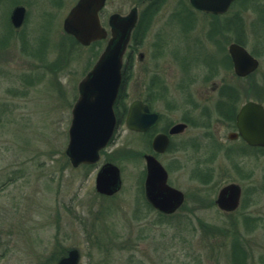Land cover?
<instances>
[{
	"label": "rangeland",
	"instance_id": "374dc122",
	"mask_svg": "<svg viewBox=\"0 0 264 264\" xmlns=\"http://www.w3.org/2000/svg\"><path fill=\"white\" fill-rule=\"evenodd\" d=\"M76 1L53 0L56 8L51 9L52 2L42 8V14L54 15L49 18L37 15L44 0H0V39L9 31L12 5L23 6L30 21L25 18L0 50V264H55L69 248L79 251L80 264H264V149L237 143L243 151L227 155L235 147L226 145L222 122L212 121L208 140L200 128L189 129L157 157L168 184L185 194L182 208L170 216L144 201L142 154L150 151L145 136L126 129L124 122L97 163L71 166L65 152L78 83L107 41L81 46L64 33L61 18ZM142 1L106 0L103 27L109 31L110 15H126ZM176 2L155 6L149 28L138 37L145 65L136 55L131 73L125 74V104L148 97L164 115L161 126L188 112L190 101L203 106V88L229 73L225 53L234 38L260 61L234 88L242 86V102L264 103V0H237L219 18L198 14L195 29L185 25L184 32L169 24L177 21L175 13L168 17ZM183 9L188 15L189 8ZM164 30L168 49L177 58L185 55L186 65L189 58L190 63L213 58L208 66L213 80L204 81L206 67L181 69L174 57L163 55ZM203 40L208 47L199 43ZM106 161L119 167L122 183L118 193L104 198L95 191L94 178ZM228 183L242 188L240 207L230 214L214 203Z\"/></svg>",
	"mask_w": 264,
	"mask_h": 264
},
{
	"label": "water",
	"instance_id": "95a60500",
	"mask_svg": "<svg viewBox=\"0 0 264 264\" xmlns=\"http://www.w3.org/2000/svg\"><path fill=\"white\" fill-rule=\"evenodd\" d=\"M235 0H192L195 7L208 13L222 14ZM105 0H78L64 18L63 28L82 46L107 38L108 33L102 27L98 13ZM23 18V8L14 9L11 19L19 25ZM136 22V13L132 10L127 16L117 13L110 15L108 24L110 36L97 60L78 83V98L71 110V122L68 129L66 155L71 166L93 164L99 159V152L111 140L116 117L113 111L115 98L121 84L122 58L131 31ZM229 54L236 75L245 77L258 68V61L246 48L235 43L229 45ZM158 115L149 110L141 100H134L128 108L125 124L128 129L145 131L154 125ZM241 136L251 145L264 147V109L260 103L247 102L237 115ZM185 125H173L169 133L183 131ZM168 144L165 134L155 135L152 149L163 152ZM145 179L144 192L149 204L163 214L175 212L183 203L181 190L167 183V171L151 154L144 155ZM95 190L102 195H113L121 188L119 167L112 162H104L95 175ZM241 187L237 183L222 186L216 195L215 204L223 211L231 212L239 206ZM76 251L59 264H75Z\"/></svg>",
	"mask_w": 264,
	"mask_h": 264
},
{
	"label": "flooded vegetation",
	"instance_id": "af4514ba",
	"mask_svg": "<svg viewBox=\"0 0 264 264\" xmlns=\"http://www.w3.org/2000/svg\"><path fill=\"white\" fill-rule=\"evenodd\" d=\"M236 1H233L231 3V5L234 4V2H236ZM36 2H38V0H36ZM51 2L53 4L51 6L52 7L51 9L57 7L53 3V0H44V5L41 7V9L39 10L37 15L40 16V17L52 18L53 14H50V12L48 10L47 11L49 13L42 14V10H45V9H42V8L44 6H46V5H49ZM105 2H106V0H105ZM165 3H166V0H143L141 2V4H142L141 7L135 5V7H133L129 11V13L132 10L135 11V13H136V22H135V25H134V27H133V29L131 31L130 39H129L128 43H127V46H126V49H125V52H124V55H123V59H122L123 60V69L128 68V75H129V73H131L132 67H134V63H135L134 61H135V56L136 55L138 56V58H139L138 60L140 61V63L143 66L145 65V64H143V61H145L144 60L145 57L143 56V55H145L144 52H142V51L137 52V49H138L137 45L140 44V42H141V41L138 40V37L140 36V34L143 35L144 33H146L147 29L149 28L148 23H149L151 17L153 16V14L156 11V7L155 6L161 8V6L164 5ZM74 5H72L71 7H73ZM104 6H105V3H104ZM104 6L100 9V11L98 13V17H99V20H100L101 24H102V21H101L100 13L103 10ZM17 7H22L23 8V18H22V20H21L19 25H15L13 23L12 19H11V16H12V13H13L14 9H16ZM71 7H70V9H71ZM184 7L189 8L188 15L183 13V11H184L183 8ZM48 9L50 10V8H48ZM173 9L174 10L170 9L168 11V17H170L172 13H175V18L177 19V21L175 20V22H172V23H169V24L170 25H175L178 29H180V31H183V32H184V29H185V25H188V29L191 30V31H193V29H195V21H196L195 17H197L198 14H203L204 13L203 16L204 15H208V16H214L215 18H219L220 16H223V14H212V13H208L207 11L204 12L203 10L195 7V5L193 4L192 0H178V2H176L174 4ZM68 12H67V14H68ZM128 14L121 15V16H127ZM66 15L63 18H61L62 19V28L61 29L63 31H64L63 21H64V18L66 17ZM203 16H200V17L202 18ZM25 18H26V23H27V20H28L27 12H26V9L23 6L15 4V5H12L10 7V9L8 10V14H7V25H8L9 31L5 33L6 34L5 35L6 36L5 39L4 38L0 39V50H2L4 45L7 44V46H8V44L10 43L9 41L11 39L10 37H12L13 33H15L16 31H18L20 29H22V26L24 24ZM167 26H165V27H167ZM197 27H200V25L198 23H197ZM29 29H30V27H29ZM165 30H166V28H165ZM165 30L163 32V41H162V47H163V43L165 45V47H163V49H162L163 50V55H167V53H168V55L174 57L173 61H174L175 65H177L178 67H181V69H185V70L189 69L190 70V69H192L193 66L197 67V65H201L203 67H206V70H205L206 75L204 76V81L207 84L209 80H213V78L211 77V72L212 71L209 70L210 68L208 69V66L212 67L211 62H212L213 58L211 56L209 58L205 56L204 58H202L204 62L203 61H197L196 63L195 62L194 63H190V62H192V59L189 58L188 64L186 65L187 58L185 57V55L183 57L180 56L179 58H177L176 55H174V52L170 49L171 47L168 49V46H169L170 42H169V40L165 39V36H164ZM64 33L69 35L65 31H64ZM212 36H210V38H213ZM203 37H204L203 39L207 40V42H208V33L207 32H206V34L204 32ZM205 40H203V42L199 41V43L200 44H205L204 43ZM28 41L29 40L26 39V44L28 43ZM231 43H235V44H238V45L244 47L243 43L241 41H239V38H236V39L234 38L227 44L226 53H225V60H227L226 62H228V65L226 63V66L230 68L229 73H228V75H223V77H221L219 80L213 81L211 83L212 85H211V87L209 89H208V84H207V86H205V88H203L204 89V94L201 95L203 101H200V103H203V106H200V105L195 106V104L192 103V101H190V102L187 103L189 105L188 106V108H189L188 112H185L183 115H180L179 117L177 116V119L175 118L173 121L164 122V124H162V126H161L160 123H161V121L164 120V115L160 111L155 110V109L152 108L151 100L148 97L135 98V99L131 100L128 104H125V100L124 99L122 101H115L113 109H114V114H115V117H116V126L119 123H121V122H124V124H125V119H126V116H127L129 105L134 100H141V102L143 104L148 106L150 111L156 112V114L158 115L156 123L154 125H152L150 128L146 129L145 131L138 132V131H134V130H130V129L126 128V129L130 130L131 132H134V133L140 134L142 136H145L146 145H147L148 151H150V152L143 153L142 154L143 159H144V155L151 154L158 160L157 157H159L162 154L166 153L170 149V147H172L173 140L175 138L184 135L185 133H187V131L189 129H192V128L193 129H196V127L200 128L202 130V132L206 135V139L208 140V134L211 133V128H212V124H213L212 121L214 119H216L217 121L222 122L226 126V130H227V133L225 134L226 135V139H227L226 140V145L232 144V146L236 148L235 151L233 150L235 148H231V151L229 150L228 151L229 153L227 155H230V156L238 155L237 153L239 151H243V150H241V148H239V147L234 145V144H237V143H240L243 146H247V147H249V149H251V148L264 149V147H262V146L249 144L246 140L243 139V137L241 136L240 131H239L237 115L240 112L241 108L247 102H254V103H260L263 106V109H264V103H262V102H260V101H258L256 99H248V100L242 102V100L244 98L243 91H242V86L239 85V88H234V82H238L239 83V82L243 81L245 78H247L248 76H250L252 73L249 74L248 76H245V77H240V76H238V74L236 75V73L234 72V69H233V62H232L231 56H230V54L228 52L229 51V45ZM32 44H34V43H32ZM160 46H161V44H160ZM27 47H28V44L26 45V50H28ZM29 51H33V50L29 49ZM208 54H210V53H208ZM251 55L257 59L258 66H259V64H260L259 58L256 55H253V54H251ZM229 68H227V70ZM128 79L126 78L125 82L122 79V82H123V84L121 83L122 91H124L123 89H124V86H125L126 82L128 83V81H129ZM236 87H238V86H236ZM123 96L124 97L126 96L125 92H124ZM212 98H213V100H212ZM212 107L215 108L216 117H214L212 115ZM179 123H182V124L185 125L183 131L178 132V133H174V134H170L169 133L170 128L173 125H175V124L178 125ZM125 126H126V124H125ZM115 129H116V127H115ZM158 134H165V135H167V138H168L167 147H166V149L163 152H156L154 149H152L153 148L152 147V140H153L154 136L158 135ZM186 142H188V144L189 143L191 144L190 140H187ZM227 147L228 146H226V148ZM144 161H145V159H144ZM163 167H164V165H163ZM206 167H207V175H206L205 178H206V193H207V197H208V148H207V166ZM164 169H166V168L164 167ZM145 173H146V169H145ZM167 175H168V172H167ZM167 179H168V177H167ZM142 186H143V193H144V199H145L144 201H146V203L150 206V204L148 203V201H147V199L145 197L144 180H143ZM116 193H118V191ZM116 193H114V194H116ZM183 194H184V192H183ZM99 195H101V194H99ZM113 195H111V196H113ZM101 196L104 197V198L105 197H111V196H105V195H101ZM207 197H205L206 198V207H208V198ZM241 197H242V188H241L239 206H237V208L234 211L225 212V213H229L230 214V213L236 212L238 210V208L240 207ZM184 198H185V194H184ZM184 201H185V199L183 200V203H184ZM182 206L183 205H181L180 208H182ZM151 208L152 207L150 206V209ZM153 210L155 211V209H153ZM156 212H158V211H156ZM159 215H161V214L159 213ZM72 250L76 251V255H77L75 264H80V254H79V251L76 248H69L66 251L63 250V253L60 254L56 258L54 263L55 264H59L61 260L69 257V252L72 251ZM100 261L101 260H99L97 262H95V261L90 262L89 261L87 264H101Z\"/></svg>",
	"mask_w": 264,
	"mask_h": 264
},
{
	"label": "trees",
	"instance_id": "16d2710c",
	"mask_svg": "<svg viewBox=\"0 0 264 264\" xmlns=\"http://www.w3.org/2000/svg\"><path fill=\"white\" fill-rule=\"evenodd\" d=\"M239 41H241V39H239ZM126 73H128V68H125V69L122 70V79H123L124 82H125V80L127 78V76L125 75ZM122 84H123V82H122ZM123 99H124V96H123V91H122V87H121L119 92H118V96L116 98V101H122Z\"/></svg>",
	"mask_w": 264,
	"mask_h": 264
}]
</instances>
